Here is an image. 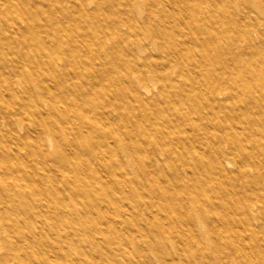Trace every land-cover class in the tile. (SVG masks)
Here are the masks:
<instances>
[{
  "label": "bare ground",
  "instance_id": "1",
  "mask_svg": "<svg viewBox=\"0 0 264 264\" xmlns=\"http://www.w3.org/2000/svg\"><path fill=\"white\" fill-rule=\"evenodd\" d=\"M35 1L0 0V264H264L263 242L226 241L264 229V3L230 19L229 0H48L47 44ZM78 16L132 57L80 70L65 32Z\"/></svg>",
  "mask_w": 264,
  "mask_h": 264
},
{
  "label": "rangeland",
  "instance_id": "2",
  "mask_svg": "<svg viewBox=\"0 0 264 264\" xmlns=\"http://www.w3.org/2000/svg\"><path fill=\"white\" fill-rule=\"evenodd\" d=\"M229 2H230V7H231L232 11H231V13H229L227 15V17H229L230 19L232 17H234V15H239V16L242 15L243 12L250 7H251L250 10L253 7L256 8L255 7L256 5H254V3L249 2L247 0H229ZM258 3H261V4L264 3V0H261V2H258ZM95 4H96V2L92 3V5H95ZM243 7H245V10H243ZM29 9L36 11V16L38 18V20H37L38 33H39L40 37L42 38V41L44 43L49 44L50 37L52 36L51 32L54 30V27H55V26H53V23H52V21L55 20L54 17L56 16L55 9L49 3L48 0H37L33 3H30ZM77 15H79V13H77ZM79 18H80L79 16H78V18L75 17V20H72V22L69 23L68 29L65 32L70 34L69 36L72 37V41H74V43H76L75 44L76 49L74 51L68 50L67 56H68L69 60L71 61V63L78 65V68L80 70H83L85 72H90V73L92 70L101 72L100 68H102V67H100L101 66L100 62H105L108 69L112 70V69H116V67L120 66L121 63H124L127 59L132 57V53L130 52L129 47H127V45L123 46L122 42L120 41V38H118V36H116V42H113L111 39L108 38L107 32L103 31L106 29V27L104 26L102 21H96L92 25L93 27H91V25H90L91 20L90 19H85L84 17H81L82 20L79 21ZM79 22H82V23L79 24ZM48 30H49V33H48ZM83 33L87 34L85 36V40H84V42L86 44H83V40L82 41L79 40V35H80V37H82ZM61 36H63L62 38H64V39H66V37H67L66 34H63ZM149 41L150 40L144 39L141 43V46L145 50H147L150 46ZM15 43L17 45L16 48L19 51L23 50V47L21 49V46H20L23 43L20 42L19 39H15ZM9 51H11V50H9ZM41 51L42 50H41L40 44L35 43V45H33L28 50V53L31 54L32 59L37 61L38 59L42 58L41 57L42 56ZM20 55L21 54H19L18 52L12 51L9 55H7V54L2 55L3 56L2 58L4 60H9L12 57H15L16 59H18V57H20ZM20 60H23L22 56L20 57ZM21 63H22V66H26L25 65L26 62L21 61ZM99 69H100V71H99ZM38 74L41 76L51 78V81H52L53 73L51 71L47 70L46 68L41 69L38 72ZM145 82L147 83V85L150 89L156 90L157 83H155V81L152 80L149 76H146ZM109 83H110V81L107 80V81H104L103 83H99V86H101V84H103V87L107 88V87H109ZM3 128L4 129L7 128V124L5 122H3ZM19 129L21 132H24V128L20 127ZM118 154L120 156L126 158V152L121 151ZM177 166H178V170L182 174V176L188 175L189 173L192 172V170L189 167L185 166L184 164L178 163ZM152 167H153V169L156 170V172H158L160 174L161 177H163L162 171H164V173L167 172V173H171V174H173L175 172L174 167L171 166L170 164H167V163H165L164 165L163 164L162 165L156 164ZM231 167L237 168V163H235V162L231 163ZM122 169L118 168V170H122ZM125 169L128 170L132 174L135 172V166L132 164L127 165ZM249 169L251 170L252 173L255 171V169H253V167H249ZM260 171H264V168H261ZM199 172L203 173L204 176H207V177H209L211 175L208 171H205L204 169L199 170ZM260 183H264V179H262L260 181ZM140 191L142 192L143 195H145L146 188H141ZM212 191L215 192L217 190L215 188V190H212ZM209 192L210 191H208V193ZM214 195L215 194H213V196ZM145 199L148 200L147 203L149 204L150 203L149 199L146 197H145ZM154 200L156 201V199H154ZM148 207H150V206H148ZM254 207L256 209L257 215L259 216V220H261V222H262L264 220V211L257 205H254ZM138 220H140L141 228H143V230L148 232L149 236L151 238H154V236H156V233H157V229L155 228V226L151 225V223L149 221H147L143 215H141ZM194 231L200 232V230L196 229V228L194 229ZM227 233L230 234L226 238V241L229 243L233 242L234 244H245V243H251L252 244L255 241L259 240L260 242H263V245H264V229L254 233V234L250 232L249 237H247V239H245V240H242V238L239 236L240 235L239 232L236 230L235 231L234 230L228 231ZM201 239H202V243L207 245L212 240V237H209V238L203 237ZM226 241L223 240L221 242V244L226 245V243H227ZM142 242H143V246L145 247V252L148 253L149 256H151L153 258L154 253L151 251L149 245L144 241H142Z\"/></svg>",
  "mask_w": 264,
  "mask_h": 264
}]
</instances>
